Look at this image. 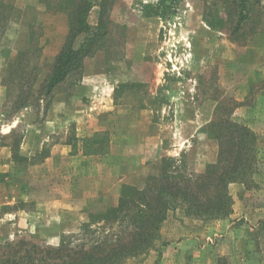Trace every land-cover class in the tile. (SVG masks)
I'll return each mask as SVG.
<instances>
[{
  "label": "rangeland",
  "instance_id": "obj_1",
  "mask_svg": "<svg viewBox=\"0 0 264 264\" xmlns=\"http://www.w3.org/2000/svg\"><path fill=\"white\" fill-rule=\"evenodd\" d=\"M73 5L0 0V260L28 251L57 263L63 252L47 249L123 236L110 214L123 187H141L168 158L201 172L220 116L257 136L253 185L228 186L222 220L169 212L154 248L118 264H264V0H248L240 23L231 0H107L104 35L45 95ZM99 131L108 153L83 156L82 140Z\"/></svg>",
  "mask_w": 264,
  "mask_h": 264
},
{
  "label": "trees",
  "instance_id": "obj_2",
  "mask_svg": "<svg viewBox=\"0 0 264 264\" xmlns=\"http://www.w3.org/2000/svg\"><path fill=\"white\" fill-rule=\"evenodd\" d=\"M70 1L74 5L69 15L68 36L44 80L45 95H49L71 73L81 69L83 60L104 35L101 16L107 0H102L99 5L96 27L87 22L93 0ZM247 1L231 0V6L238 10V23L245 19L243 12ZM80 37L82 41L75 46V40ZM207 135L215 141L216 154L214 161L206 164L201 172L182 171L176 160L168 158L161 162L160 173L147 176L141 187H123L117 205L110 209L112 220L120 221L126 228L123 236L78 251L66 250L62 245L55 250L47 249V255L63 252L57 263L32 257L25 251L23 256L16 253L15 257L1 259L0 264H118L154 248L167 214L178 208L187 217L202 222L228 217L232 206L228 186L240 183L249 188L253 185V175L258 172L259 163L258 139L247 126L220 116L215 123H210ZM108 148V133L99 131L82 140L80 152L83 156H99L106 155ZM182 167L184 169L185 165ZM34 248L31 245V249Z\"/></svg>",
  "mask_w": 264,
  "mask_h": 264
}]
</instances>
